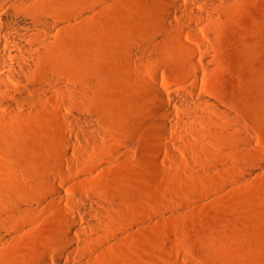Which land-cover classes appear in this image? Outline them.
Wrapping results in <instances>:
<instances>
[{"label":"rangeland","instance_id":"rangeland-1","mask_svg":"<svg viewBox=\"0 0 264 264\" xmlns=\"http://www.w3.org/2000/svg\"><path fill=\"white\" fill-rule=\"evenodd\" d=\"M170 2L45 0L0 138V264H264V0L168 24Z\"/></svg>","mask_w":264,"mask_h":264},{"label":"bare ground","instance_id":"bare-ground-1","mask_svg":"<svg viewBox=\"0 0 264 264\" xmlns=\"http://www.w3.org/2000/svg\"><path fill=\"white\" fill-rule=\"evenodd\" d=\"M173 1V3L170 2V4L167 5V8H165L169 13L163 18V20L160 19V21H165L168 24L175 23V16L172 15L171 11L175 12L181 10H186L197 17L203 18L205 17L204 13L196 10L193 3L200 2L210 7L212 5H217L218 2V0H206L205 2H203V0ZM183 1L186 2L185 5H183ZM44 3L45 0H0V117L5 120L6 118H10V120L5 123L0 122V138L3 135V129L10 127L12 123H15L10 122L13 118H24L15 108V106H18L33 89L31 85L24 82V75L32 71L33 64L39 61V59H41L49 50V32L51 31L49 29L51 18L48 13L43 11ZM224 5L227 7V4ZM207 6L204 7L210 9ZM157 25H159V23ZM185 45L188 46L187 43ZM133 46L128 47L131 49ZM6 106H11L12 111L10 113L2 111V108ZM156 109L157 112L163 115V117L167 118L168 110L165 108V105L159 104L156 106ZM69 141L73 142L72 137L69 138ZM61 155H68V152L65 150ZM50 179L51 178H47V181H49V188L52 184L54 194L61 195V189L57 186L54 180L52 182ZM96 204L99 206L102 205L101 202H96ZM88 205L93 206L91 203ZM74 207L82 210L78 205H74ZM102 210L99 208L97 209V212L102 214ZM69 222L71 223L70 226H72V228H76V221L69 219ZM3 229H6V226L2 225L0 221V233ZM70 229L71 228L68 230L65 229L66 232L64 231L63 234L64 239L68 243L75 241L74 235ZM87 232V228H82V230H80L81 235H87ZM1 239L0 235V240ZM44 264H48V261H44Z\"/></svg>","mask_w":264,"mask_h":264}]
</instances>
